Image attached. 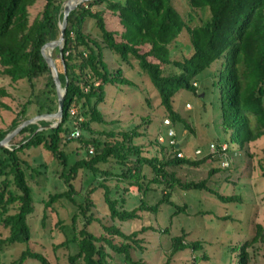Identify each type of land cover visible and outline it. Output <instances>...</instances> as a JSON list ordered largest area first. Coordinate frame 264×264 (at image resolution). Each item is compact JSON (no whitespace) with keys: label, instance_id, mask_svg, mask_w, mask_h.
<instances>
[{"label":"trees","instance_id":"16d2710c","mask_svg":"<svg viewBox=\"0 0 264 264\" xmlns=\"http://www.w3.org/2000/svg\"><path fill=\"white\" fill-rule=\"evenodd\" d=\"M185 2L191 10H199L202 14L207 12V16L200 17L198 23L191 26L193 15H188L185 20L172 0H90L69 13L62 49L65 71L61 65L59 72L61 85L66 86L61 121L56 127H50L54 120L30 124L20 131L26 136L18 144L0 148V227L8 231L6 237H0V249L17 243L27 244L31 238L27 220L34 210L33 199L19 156L28 148L42 147L62 166L60 176L67 190L51 195L45 205L50 206L56 200L66 198L77 209L69 226L63 228L65 241L58 245L75 247V252L67 257V264H108L111 254L120 256L124 264H146L133 254L144 250L138 235L147 227L126 234L115 225H103V235L100 236L87 230V226L96 222L91 213L93 202L90 195L97 187L103 191L110 219L122 223L140 219L142 212L156 214L161 204H172L167 190L174 187L185 191L204 190L222 203L240 202L239 196H224L207 187L205 180L181 182L167 168L197 167L213 157L222 158L233 141L239 149H244L264 135V0ZM39 3L41 5L38 6ZM62 3L64 0H0V74L13 82L26 80L32 89L35 88V80L46 75L47 89L37 114L53 113L57 109L55 86L40 49L58 37ZM35 6L40 9L36 10ZM93 6L100 9L91 11ZM32 17L35 19L33 23L30 22ZM87 18L93 20L99 41L83 32ZM183 31L189 39V56L172 59L170 46L176 44ZM104 50L127 63L134 60L156 89L159 105L172 125L179 122L186 129L189 125L174 110L173 99L180 90L197 95L199 77L203 82L209 69L217 62V69L208 77L211 90L218 89L222 128L229 130L227 142L220 139L216 144V155L206 154L194 160L177 156L179 147L176 141L174 145L160 143L161 155L143 156L141 146L133 141L139 135L135 129L121 133V139L115 141H101L91 136V123L104 122L98 105L104 101L105 86L131 85L122 77L121 69L109 71L104 61ZM5 96L7 93L0 88V97ZM71 109L75 111L73 115L70 114ZM27 118V105H22L9 129H0V141ZM70 122L74 124L69 125ZM75 126L79 128L80 136L66 139V134ZM108 136L114 137L115 134ZM69 142L77 145L69 154L85 155L67 167L68 154L64 147ZM224 144L226 148L222 149ZM90 148L92 154L88 153ZM144 167L150 169L152 175L147 182H144ZM83 170L104 176V181L97 187L91 185L83 202L77 203L72 197L76 193L74 181ZM112 178L119 183L127 181L143 194L148 190V183L163 185L165 191L162 199L153 205L142 199L137 208L125 210L124 198L113 197L105 183ZM10 208L14 211L10 212ZM184 208L178 207L176 212H182ZM79 217L84 220L80 229L76 224ZM261 236L257 233L253 241ZM170 246L172 253L200 249L199 242H186L184 234L172 237ZM249 246V242L230 246L229 264L232 259L235 264H248ZM233 254H236L234 258ZM29 259L38 264H49L43 254L29 247L12 264H24Z\"/></svg>","mask_w":264,"mask_h":264},{"label":"rangeland","instance_id":"374dc122","mask_svg":"<svg viewBox=\"0 0 264 264\" xmlns=\"http://www.w3.org/2000/svg\"><path fill=\"white\" fill-rule=\"evenodd\" d=\"M172 3L185 20L188 19V15H193L191 26L197 24L200 17L207 16V12L202 14L199 10H191L185 0H172ZM38 9L40 8H36ZM34 20L32 17L30 22L33 23ZM83 32L97 41L100 40L93 20L89 18L83 23ZM188 47H190L188 35L183 31L177 38L176 44L170 46L172 59L180 60L189 56ZM103 54L109 71L121 69L122 77L128 79L131 85L105 86L104 101L98 105L104 122L91 123L93 130L91 136L101 141H115L121 139V133L135 129L139 135L134 137V144L141 146L143 156L153 157L161 155L160 145L168 144L167 133L171 129L175 134L181 157L194 160L209 154L210 145L213 144L216 149L220 139H223L221 140L223 143L227 142L229 130L225 129L226 127L222 128L218 89L211 90L208 77L210 72L217 69V62L212 65L209 72L206 71L203 82L202 77H199L196 82L197 95L180 90L173 99L174 110L189 125V129H186L179 122L172 125L164 109L159 105L156 89L134 60L127 63L108 50H104ZM51 55L56 58L59 73L62 67L57 49L51 50ZM46 78L44 75L36 79L35 88L32 89L26 80L13 82L0 74V88L7 93V96L0 97V129H9L22 105H27V119L37 115L38 105L43 102L44 90L47 89ZM224 105L226 107L225 102ZM165 120H169V124H166ZM73 124L69 123V125ZM110 133H114L115 136H108ZM84 134L90 136L88 133ZM25 136L26 133H18L9 141L7 147L18 144ZM224 146L226 147L225 144ZM76 147L74 142H69L64 147V151L68 154L67 167L85 155L69 154L75 151ZM197 150L201 153L196 154ZM19 156L23 161L22 168L33 199L34 210L27 220L31 238L27 244L17 243L2 247L0 264H12L26 247L43 254L49 264H67V257L75 252V247L71 245L69 248H63L58 245L65 241L63 228L69 226L71 217L77 209L66 198H60L50 206L45 205L51 195L67 190L60 176L62 166L42 147L25 149L19 153ZM263 157L264 135L249 143L244 149H239L233 141L230 150H227L222 158L220 157L221 159L213 157L197 167L182 165L167 168V171L173 172L181 182L205 180L207 187L224 196H239L240 202L222 203L204 190L185 191L174 187L167 190L172 204H161L156 214L142 212L140 219L124 223L112 221L103 201V191L101 187H97L99 182L104 181V176L93 175L88 170L77 174L74 181L76 193L72 197L77 203H82L90 186L97 187L90 195L93 202L91 213L96 222L87 226V230L95 236L103 235V225H115L126 234L147 227V230L138 235L144 250L133 254L135 258L139 257L146 264H229V247L243 245L246 242L250 245L247 248L248 264H264ZM222 162L227 165L222 166ZM114 171H118L116 164ZM143 172L146 175L144 182H147L152 177L150 169L144 167ZM105 183L109 186L113 197L124 198L125 210L137 208L142 199L147 204L153 205L162 199L165 191L163 185L158 186L153 183H148L145 194L135 186H130L127 181L119 183L112 178L105 180ZM116 185L119 186L118 189ZM10 188L14 190V187ZM182 206H185L184 210L176 212L178 207ZM13 211L12 208L10 212ZM76 224L78 229L83 226L82 217L77 219ZM165 229L167 232L164 231ZM7 233V230L0 227V237H6ZM257 233H261L262 236L253 241ZM183 234L186 242H199L200 249L195 252L185 249L172 253L171 238ZM111 255L108 264H124L120 256ZM235 255L233 254V258ZM24 264L38 263L29 259ZM231 264H235L233 259Z\"/></svg>","mask_w":264,"mask_h":264},{"label":"water","instance_id":"95a60500","mask_svg":"<svg viewBox=\"0 0 264 264\" xmlns=\"http://www.w3.org/2000/svg\"><path fill=\"white\" fill-rule=\"evenodd\" d=\"M88 0H65L63 3V15L61 22L59 23V34L57 39L48 41L44 45H42L40 49V53L42 57L44 58L46 65L48 67V70L50 72L51 78L53 80L54 86H55V92L57 97V109L53 113H41L37 114L36 116L26 119L22 121L13 131L8 133L1 141H0V148L1 147H7L9 144V141L16 136L20 131L37 121L40 120H54V123L50 125V127H56L57 124L62 119V113H63V102H64V96L66 93V86L62 87L61 81L59 79V73L57 69V63L56 58L52 57L51 50L57 49V54L59 56L61 65L65 71L64 66V60L62 57V49L64 46V32L66 30L67 26V17L71 11L76 9L79 5L85 3ZM48 53V55H46ZM47 56V57H46ZM49 57V59H48ZM51 58V59H50Z\"/></svg>","mask_w":264,"mask_h":264},{"label":"built area","instance_id":"2783aa9c","mask_svg":"<svg viewBox=\"0 0 264 264\" xmlns=\"http://www.w3.org/2000/svg\"><path fill=\"white\" fill-rule=\"evenodd\" d=\"M75 113V111L73 109L70 110V114L73 115ZM166 124H169V120H165L164 121ZM80 136V130L79 128H77L76 126L75 127H72L71 131L68 132L66 134V139H76ZM174 136L175 134L173 133V131L171 129L168 130V133H167V142L169 145H174L175 144V139H174ZM222 149H225L226 147L224 145H222L221 147ZM209 154H214L217 152V149L214 148L213 144L210 145V148H209ZM89 154H92V149L90 148L89 151H88ZM201 151L200 150H197L196 151V154H200ZM178 157H181V153H178L177 154ZM222 166H226L227 164L225 162H222L221 163Z\"/></svg>","mask_w":264,"mask_h":264},{"label":"crops","instance_id":"0c3cea01","mask_svg":"<svg viewBox=\"0 0 264 264\" xmlns=\"http://www.w3.org/2000/svg\"><path fill=\"white\" fill-rule=\"evenodd\" d=\"M88 1H90V0H88ZM98 9H100L99 7H96V6H93L92 8H91V11H96V10H98Z\"/></svg>","mask_w":264,"mask_h":264},{"label":"bare ground","instance_id":"6f19581e","mask_svg":"<svg viewBox=\"0 0 264 264\" xmlns=\"http://www.w3.org/2000/svg\"><path fill=\"white\" fill-rule=\"evenodd\" d=\"M46 55H48V53H46ZM47 57V56H46ZM53 57V56H52ZM48 59H49V57H48ZM51 59V58H50Z\"/></svg>","mask_w":264,"mask_h":264}]
</instances>
